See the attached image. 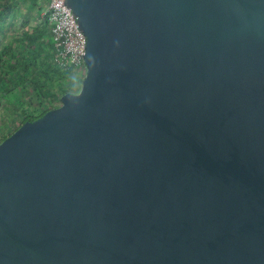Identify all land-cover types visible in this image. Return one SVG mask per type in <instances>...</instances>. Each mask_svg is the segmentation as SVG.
Returning <instances> with one entry per match:
<instances>
[{
    "label": "water",
    "instance_id": "obj_1",
    "mask_svg": "<svg viewBox=\"0 0 264 264\" xmlns=\"http://www.w3.org/2000/svg\"><path fill=\"white\" fill-rule=\"evenodd\" d=\"M77 92L0 141V264H264V0H63Z\"/></svg>",
    "mask_w": 264,
    "mask_h": 264
},
{
    "label": "trees",
    "instance_id": "obj_2",
    "mask_svg": "<svg viewBox=\"0 0 264 264\" xmlns=\"http://www.w3.org/2000/svg\"><path fill=\"white\" fill-rule=\"evenodd\" d=\"M16 1L19 0H3V3L0 2V30L4 27L3 24L9 8L16 6ZM42 22V28H36L32 32L24 31L18 37L19 43L16 47L8 42L0 50V100L12 92L15 84L21 83L23 87L18 95L27 87L29 82L34 84L32 88H34L38 102L33 109L28 110L27 107L22 109L20 113L22 118L19 125L58 106L54 105L55 100H60L61 95L69 91L67 86L60 84L66 74L54 62L49 27L45 18L42 19ZM44 35L47 39L45 40L47 47L43 45ZM45 42L44 44H46ZM50 81H55L56 90L47 88ZM42 98L45 99L42 100ZM10 134L11 132L2 134L0 141Z\"/></svg>",
    "mask_w": 264,
    "mask_h": 264
},
{
    "label": "rangeland",
    "instance_id": "obj_3",
    "mask_svg": "<svg viewBox=\"0 0 264 264\" xmlns=\"http://www.w3.org/2000/svg\"><path fill=\"white\" fill-rule=\"evenodd\" d=\"M49 0H19L16 1V6L9 8L8 15L6 17L4 27L0 30V50L8 42L12 43V46H17L19 41L18 37L22 35L24 31L32 32L36 28H42L43 12L48 4ZM0 2L3 3V0ZM44 28V27H43ZM46 30V29H45ZM43 45L47 47L45 42L46 36H43ZM44 42L46 44H44ZM42 43V42H41ZM86 68L82 71L74 69L67 75H64L63 84L68 87V92H77L80 88V84L83 76L85 75ZM55 82V81H54ZM53 81H50L47 88L56 90L57 85ZM59 83V81H57ZM34 84L28 83L27 87L18 95V92L22 90V84H15L12 92L0 100V136L13 132L19 125L22 116L20 115L23 108L27 107L28 110L35 108V104L38 102L35 97ZM45 99V98H44ZM42 98V100H44ZM54 105H60V100H55ZM57 107V106H56Z\"/></svg>",
    "mask_w": 264,
    "mask_h": 264
},
{
    "label": "built area",
    "instance_id": "obj_4",
    "mask_svg": "<svg viewBox=\"0 0 264 264\" xmlns=\"http://www.w3.org/2000/svg\"><path fill=\"white\" fill-rule=\"evenodd\" d=\"M55 64L67 75L74 69L84 70L86 36L79 28L76 16L63 0H49L43 12Z\"/></svg>",
    "mask_w": 264,
    "mask_h": 264
}]
</instances>
